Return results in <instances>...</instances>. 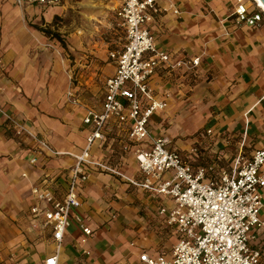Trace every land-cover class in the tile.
Wrapping results in <instances>:
<instances>
[{
    "label": "crops",
    "instance_id": "0c3cea01",
    "mask_svg": "<svg viewBox=\"0 0 264 264\" xmlns=\"http://www.w3.org/2000/svg\"><path fill=\"white\" fill-rule=\"evenodd\" d=\"M8 2L18 8L12 0ZM232 3L173 0L179 14L159 11L150 26L160 50L178 59L201 60L194 74L162 70L151 78L155 98L166 101L167 106L152 116L150 137L163 133L170 141L169 147L183 153L195 144L202 145L195 166L213 165L216 170L228 167L238 155L250 158L264 144V23L255 29L235 25L230 15ZM18 10L46 9L25 6ZM3 61L14 83L11 85L9 80L6 85L0 79V105L22 117L55 151L79 154L86 136L82 117L87 108L98 110L102 99L97 107H89L80 98L82 93L77 95L73 90L79 103L71 104L63 76L62 88L53 89L56 91L49 95L45 89L46 94L41 96L42 81L31 71H23L19 62L11 65V43ZM113 73V64L105 63L101 74L93 73L95 81L86 83L84 90H91L94 83L103 89L105 79ZM195 107L207 113L198 129L192 131L188 124L190 110ZM208 129L212 133L206 136ZM197 131L198 136L191 137ZM132 151L125 131L113 125L101 148L93 149L92 159L105 161L125 177L138 179ZM31 152L29 141L17 139L0 126V264H42L54 251L51 231L32 227L31 189L49 186L63 193L64 170L73 164V158L40 156L32 166ZM79 198L78 213L92 236L80 245L81 231L72 223L59 252V264H128L137 262L143 252L151 256L169 253L176 244V237L158 215L161 201L117 176L92 172ZM165 204L170 206L169 202ZM260 242L264 258V240Z\"/></svg>",
    "mask_w": 264,
    "mask_h": 264
},
{
    "label": "built area",
    "instance_id": "2783aa9c",
    "mask_svg": "<svg viewBox=\"0 0 264 264\" xmlns=\"http://www.w3.org/2000/svg\"><path fill=\"white\" fill-rule=\"evenodd\" d=\"M12 1L18 8L41 9L61 3V0ZM111 1L115 3L114 12L124 30L125 43L108 54L114 73L103 83L99 109L85 110L81 123L86 136L79 154L55 151L22 117L0 105V126L17 139L31 143L30 165L35 166L40 156L73 158V164L64 170L63 193L49 186L31 189L34 204L30 213L35 219L32 227L49 229L54 245V251L42 264H59V252L72 223L81 231L80 245L92 236V230L78 213L79 191L91 173L97 171L117 176L146 192L151 199L160 200L158 215L177 240L169 253L151 256L143 252L137 262L128 264H264L259 243L264 240V144L250 158L238 155L228 167L216 170L213 165L195 166L198 158L195 148L178 152L169 147L170 141L163 133L151 138L150 120L167 106L166 101L155 98L151 78L162 70L194 74L201 60L200 57L178 59L156 45L150 28L154 15L167 10L179 14L173 0ZM230 15L235 25L249 29L264 23V12L255 0H233ZM0 72H5L2 59ZM67 98L71 104L78 105L72 89L67 92ZM113 125L125 131L133 148L138 179L125 177L116 166L92 159L93 149L101 148ZM211 133L209 129L205 131L206 136ZM83 254L90 253L83 251Z\"/></svg>",
    "mask_w": 264,
    "mask_h": 264
},
{
    "label": "rangeland",
    "instance_id": "374dc122",
    "mask_svg": "<svg viewBox=\"0 0 264 264\" xmlns=\"http://www.w3.org/2000/svg\"><path fill=\"white\" fill-rule=\"evenodd\" d=\"M114 6L111 0H61L57 7L21 12L8 0H0V59L4 60L11 43V65L19 62L23 71H31L42 81L41 96L46 94L45 89L49 95L62 88L63 76L65 91L76 90L77 95L81 92L80 98L89 107H97L102 99V85L94 83L91 90H84L86 83L91 85L95 81L94 76H99L102 66L109 63L108 54L125 43ZM0 79L6 85L9 80L11 85L14 83L6 65ZM206 113L192 108L189 129H198ZM195 136L198 131L191 135ZM202 147L195 144L192 148L201 152Z\"/></svg>",
    "mask_w": 264,
    "mask_h": 264
},
{
    "label": "bare ground",
    "instance_id": "6f19581e",
    "mask_svg": "<svg viewBox=\"0 0 264 264\" xmlns=\"http://www.w3.org/2000/svg\"><path fill=\"white\" fill-rule=\"evenodd\" d=\"M258 3L259 8L264 12V6L260 2V0H255Z\"/></svg>",
    "mask_w": 264,
    "mask_h": 264
},
{
    "label": "water",
    "instance_id": "95a60500",
    "mask_svg": "<svg viewBox=\"0 0 264 264\" xmlns=\"http://www.w3.org/2000/svg\"><path fill=\"white\" fill-rule=\"evenodd\" d=\"M260 2L262 3V5L264 6V0H260Z\"/></svg>",
    "mask_w": 264,
    "mask_h": 264
}]
</instances>
